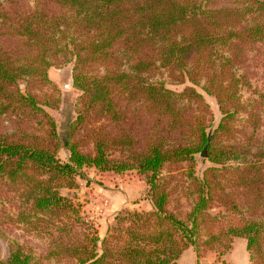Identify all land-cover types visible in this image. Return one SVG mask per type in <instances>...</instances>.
Wrapping results in <instances>:
<instances>
[{
	"label": "trees",
	"instance_id": "trees-1",
	"mask_svg": "<svg viewBox=\"0 0 264 264\" xmlns=\"http://www.w3.org/2000/svg\"><path fill=\"white\" fill-rule=\"evenodd\" d=\"M261 46L264 0H0V181L17 187L18 222L55 227L46 254L14 239L0 264H179L190 246L223 254L234 237L247 240L251 264H264V92L247 69ZM70 64L81 95L63 162L46 109L59 96L36 90L56 92L50 68ZM199 88L223 114L213 130ZM237 117L245 141L222 143ZM205 148L213 165L199 177ZM87 167L137 170L153 209L118 213L101 239L61 192ZM179 175L186 218L169 207ZM214 202L226 210L211 214Z\"/></svg>",
	"mask_w": 264,
	"mask_h": 264
},
{
	"label": "rangeland",
	"instance_id": "rangeland-1",
	"mask_svg": "<svg viewBox=\"0 0 264 264\" xmlns=\"http://www.w3.org/2000/svg\"><path fill=\"white\" fill-rule=\"evenodd\" d=\"M247 69L252 73L251 83L259 91L264 92V46L255 47L248 56ZM72 68L70 64L63 68L51 67L49 70L50 78L56 87V92L52 88H44L43 90H36L39 95L45 96L56 93L59 100L56 106H46L48 112L54 117L57 122V131L61 140V147L58 151L59 158L66 162L69 158V150L66 148L65 143L69 139L71 124L77 117V101L81 95V91L77 90L72 85ZM189 84V83H187ZM184 85H171V88L182 90ZM205 96V99L210 104L212 111V120L210 121V130L218 127L221 119L222 112L219 109L217 99L213 95H209L199 88ZM57 96L55 95V98ZM54 97L51 98L53 101ZM55 103V102H53ZM14 125L5 123V131L12 132ZM261 132L264 130V125L260 127ZM249 134V129L243 124L242 119L237 117L233 132L227 135H222L220 141L224 144L233 142H244L245 135ZM246 134V135H247ZM82 132L77 133L74 137H79ZM264 136V133H261ZM74 139V138H73ZM86 141V140H85ZM85 144V143H84ZM84 151L89 152L92 150V143L82 146ZM196 173L202 177L203 172L213 165L207 157L201 154L197 155ZM84 177H77L78 186L72 189H62V194L73 199L75 203L80 204L81 215L86 222L91 223L101 239L107 233L108 227L114 223L115 216L123 211H148L153 209V201L150 196V187L146 182V178L139 174L137 170H129L119 174L118 180L116 177L109 178L110 181L116 183L110 187H105L103 182L102 171L96 168L87 167L84 170ZM102 174H99V173ZM184 176L179 175L172 182V195L169 207L171 210L177 211L182 217L186 218L187 213L191 209V205L186 197L181 192L183 186ZM118 182V183H117ZM110 185V184H108ZM227 189H233L232 182H226ZM104 188L108 190L110 195L108 198L98 196V189ZM107 188V189H106ZM127 195V201L123 199L126 205L111 209L110 205L115 201L114 195L121 196ZM116 199V198H115ZM119 199V197H118ZM112 200V201H111ZM111 201V203H110ZM129 203V204H127ZM21 198L17 187L0 181V260H5L9 256V249L12 240L16 239L27 247H32L41 254H46L47 250L53 247L52 236L55 227L46 231L35 229L34 225L20 223L17 220V213L21 210ZM217 204V203H216ZM215 202L211 205L209 212L216 214L220 210H226L224 206H215ZM222 222V221H221ZM52 225V224H51ZM207 226H215L216 223L205 224ZM204 223L202 227L204 228ZM81 227V226H80ZM86 229L88 227H85ZM81 234V228H76ZM179 264H251L249 251L247 250V240L244 237H234L232 239L231 248L221 254L215 250H202L200 255L194 246H190L184 251L178 261ZM48 264H55L48 262ZM59 264V263H58ZM66 264V263H64Z\"/></svg>",
	"mask_w": 264,
	"mask_h": 264
},
{
	"label": "crops",
	"instance_id": "crops-1",
	"mask_svg": "<svg viewBox=\"0 0 264 264\" xmlns=\"http://www.w3.org/2000/svg\"><path fill=\"white\" fill-rule=\"evenodd\" d=\"M92 168V167H91ZM104 175L102 176L103 177V182H105L106 181V183H105V187H107V186H111V185H113V184H115L116 185V183L115 182H113V181H110L109 180V178H113V177H116V179L118 180V178L120 177V175L119 174H114V173H111V172H102ZM101 172L99 173V174H102ZM118 183V182H117ZM108 184H110V185H108ZM107 189V188H106ZM98 196L99 197H102V198H108V196L110 195V193H109V191L108 190H105L104 188H101V189H98ZM118 197H119V199H118ZM128 196L127 195H124V194H122L121 196H117V195H114V202L110 205V208L111 209H115L116 207L118 208V207H122L123 205H126L125 203H126V201L128 200V199H126ZM116 198V199H115ZM123 199H125L126 201L125 202H123L124 200ZM112 201V200H111ZM111 201H110V203H111ZM127 204H129V203H127Z\"/></svg>",
	"mask_w": 264,
	"mask_h": 264
},
{
	"label": "water",
	"instance_id": "water-1",
	"mask_svg": "<svg viewBox=\"0 0 264 264\" xmlns=\"http://www.w3.org/2000/svg\"><path fill=\"white\" fill-rule=\"evenodd\" d=\"M201 155L204 156V157H207V150H206V148L203 150V152L201 153Z\"/></svg>",
	"mask_w": 264,
	"mask_h": 264
}]
</instances>
